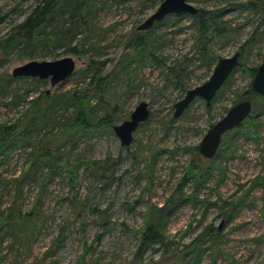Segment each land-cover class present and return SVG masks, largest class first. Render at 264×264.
<instances>
[{
  "label": "rangeland",
  "instance_id": "374dc122",
  "mask_svg": "<svg viewBox=\"0 0 264 264\" xmlns=\"http://www.w3.org/2000/svg\"><path fill=\"white\" fill-rule=\"evenodd\" d=\"M220 1L223 0L191 2L195 6H211ZM242 1L245 0L235 3ZM36 2L0 0V35L25 17ZM157 5L125 0L105 6L96 19L98 42L84 54L67 51L64 44L38 48L32 58L11 52L2 61L0 72L8 74L31 59L71 56L75 62L73 73L54 86L49 79H44V85L32 80L36 77L16 81L18 97L0 106V119L8 122L20 117L41 91L48 89L53 94L84 86L92 71H80L87 68L90 58L97 63L104 60L101 75L108 76L105 98L118 104L113 125L128 118L142 100L148 103L150 114L133 131L132 141L126 146L112 128L77 133L74 145L68 148L70 153L66 154L81 153L97 159L110 155L114 159L101 179L82 165L73 183L64 169L46 178L42 174L45 169L40 167L36 180H24L20 185L21 181L17 183L13 178L29 165L31 148L18 142L9 145L7 158L0 162V217L7 213L6 205L16 196L21 211L38 209L31 233L21 234L17 240L8 234L2 239L0 264H260L263 261L264 237L260 236L264 235V216L260 208L264 182H258V178L264 177V103L253 101L254 124L250 130L245 126L231 134L230 149L223 145L213 159H207L195 146L208 127L233 104L235 93L248 87L252 78L247 66H255L264 58V31L245 47L240 59L245 67L233 71L208 107L203 98L196 97L180 116L173 117L174 103L185 92L166 80L161 66L149 60L133 61L131 77L126 78L120 72L111 75L120 55L130 51L129 40L137 32L145 31L138 30L137 25ZM227 17L234 33L224 41L218 40L215 47L220 56L233 54L249 37L253 22H257L248 9L235 5ZM189 23L190 16L185 13L179 22L169 18L154 28L153 34L160 41L158 51L167 63L192 52ZM198 65L195 62L191 66L186 79L188 88L204 82L212 71ZM42 100L43 105L46 102ZM102 109L98 107L96 111L101 113ZM60 121L65 122V118ZM249 131L257 133L252 136ZM35 134L25 139L31 140ZM190 161L202 174L192 175L180 184ZM170 196L178 202L159 218L169 244L148 245L139 255L138 230L152 215L153 206L166 205ZM239 196L242 202L233 212L224 200L232 201ZM71 198L84 200L102 212L83 206L72 208ZM3 211L6 212L1 214ZM212 231L217 232L215 237L214 232L210 234Z\"/></svg>",
  "mask_w": 264,
  "mask_h": 264
},
{
  "label": "trees",
  "instance_id": "16d2710c",
  "mask_svg": "<svg viewBox=\"0 0 264 264\" xmlns=\"http://www.w3.org/2000/svg\"><path fill=\"white\" fill-rule=\"evenodd\" d=\"M146 1L158 4L161 0H140L141 3ZM188 1L191 2L192 0ZM119 2H125V0H37L25 17L13 22L8 31L0 35V65L11 52H19L32 58L38 48H52L64 44L67 46V51L84 54L85 50L95 47L98 42L95 39V32L99 28L96 19L100 11L107 5L118 4ZM234 5L244 10L248 9L252 15L256 16L257 21L253 22L249 37L237 49L239 51V65L236 68L239 66L245 67V64L240 61L245 47L253 41V38L259 36L261 31H264V0H245L239 3H235V0H223L211 6H197V13L189 14L193 50L169 61V63L158 51L160 41L157 34H153L154 28L169 18H174L176 22H179L185 13L167 15L162 20L155 22L149 29L137 32L129 40L128 48L130 51H124L120 55L116 69L111 72V75L120 72L126 78L131 77L133 61L149 60L162 67L167 81L173 82L175 86H180L181 91L185 92L188 88L186 79L192 71L191 66L195 62L199 64L198 66L203 65L208 69H212L218 58L221 57L215 46L218 40L224 41L234 33V27L227 17ZM104 64V60L97 63L95 59L90 58L87 68L80 71L84 73L88 70L92 71L89 74L88 82L84 86L69 92L53 94H49L47 90L41 91L36 97L32 98L31 106L20 117L13 119L11 122L0 119V162L7 158L9 145L18 142L22 145L27 144L31 148L28 152L29 165L13 178L15 182L21 181V185L24 180H36L38 172L41 171L40 167H43V170L45 169L42 174L46 178L54 173H62L64 169L72 183L77 179L80 165L99 179L107 175L114 161L110 155L97 159L81 153L66 154L70 153L68 148L70 145H74L77 133L101 128L110 130L113 127L114 113L118 109V104H111L105 98L108 76L101 75ZM257 66L258 64L247 66L251 78ZM230 75L226 81H228ZM24 78V76H13L0 72V106L7 105L8 102H12L18 97L19 87L16 81ZM32 80L42 85L45 83L44 79L33 78ZM94 97L97 98L96 102L92 101ZM245 98H250L252 101L259 100L264 103V98L253 95L250 83L245 90L235 93L233 103ZM41 99L46 103L42 105ZM205 105L208 107V104L205 103ZM98 107L103 108L101 113L96 111ZM252 111L239 125L228 130L222 136L214 157L221 151L223 145L230 149V144H232L231 134L233 132L245 126H249L248 130L251 129L252 124H254V113ZM62 118H65V122L60 121ZM252 131H249V133L254 136L257 131ZM33 132L36 134L32 136L31 140V137L25 139V136H31ZM195 149H198V146H195ZM201 174L202 170L190 161L180 184L192 175L200 177ZM263 179L264 177H259L258 182L263 183ZM7 182L6 180L4 184H7ZM73 188H75L74 185ZM181 196L190 197L191 195ZM241 198L239 196L232 201L224 200V203L234 212L235 207L242 202ZM167 199L168 203L166 205L153 206L152 215L146 218L145 223L138 230L139 255L142 253L141 250L148 245L169 244L162 232L161 219L159 218L164 216L178 200L174 199L173 196ZM70 200L72 208L83 206L94 212H102L101 209L91 206L84 200L77 201L73 198ZM37 209L38 207H32L28 211H21L17 207V196L6 205L5 210L7 213L4 214L6 211H3L1 214L4 215L0 217V247L3 242L2 239L7 234L17 240L21 234L32 232L36 224L32 219ZM260 209L261 214L264 216V201ZM228 217L229 215L226 216V218ZM210 234L215 237L217 232L212 231ZM261 237H264V235ZM191 246H194V242L191 243ZM193 256H196L195 253H193ZM260 264H264V259Z\"/></svg>",
  "mask_w": 264,
  "mask_h": 264
},
{
  "label": "water",
  "instance_id": "95a60500",
  "mask_svg": "<svg viewBox=\"0 0 264 264\" xmlns=\"http://www.w3.org/2000/svg\"><path fill=\"white\" fill-rule=\"evenodd\" d=\"M198 7L188 0H161L156 9L137 25L138 30H147L155 22L162 20L170 14H196ZM239 65V51L229 56H221L214 64L209 77L202 83L188 88L183 97L174 103L173 116L178 117L186 107L196 98L201 97L206 104H210L216 92L221 88L232 71ZM75 69V62L71 56L56 59H31L15 66L11 75L49 79L50 85L70 76ZM251 92L255 97L264 98V58L258 64L250 82ZM49 90L47 89V92ZM253 103L250 98H245L233 103L227 111L213 122L204 132L199 144V153L211 159L216 154L222 136L230 129L239 125L252 111ZM148 103L139 101L130 112L129 117L113 125V131L118 136L120 143L129 145L133 138V131L149 117Z\"/></svg>",
  "mask_w": 264,
  "mask_h": 264
}]
</instances>
